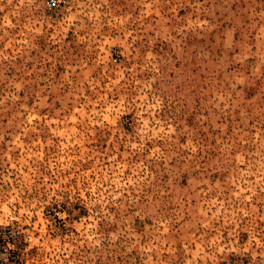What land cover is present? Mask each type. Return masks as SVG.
Instances as JSON below:
<instances>
[{
	"label": "rangeland",
	"instance_id": "rangeland-1",
	"mask_svg": "<svg viewBox=\"0 0 264 264\" xmlns=\"http://www.w3.org/2000/svg\"><path fill=\"white\" fill-rule=\"evenodd\" d=\"M0 0V264H264V0Z\"/></svg>",
	"mask_w": 264,
	"mask_h": 264
},
{
	"label": "built area",
	"instance_id": "built-area-1",
	"mask_svg": "<svg viewBox=\"0 0 264 264\" xmlns=\"http://www.w3.org/2000/svg\"><path fill=\"white\" fill-rule=\"evenodd\" d=\"M47 8L48 9H53L55 7V1L54 0H49L47 3Z\"/></svg>",
	"mask_w": 264,
	"mask_h": 264
}]
</instances>
